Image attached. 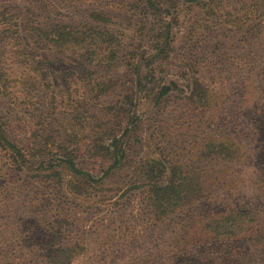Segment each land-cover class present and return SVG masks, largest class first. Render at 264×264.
<instances>
[{
	"label": "rangeland",
	"instance_id": "1",
	"mask_svg": "<svg viewBox=\"0 0 264 264\" xmlns=\"http://www.w3.org/2000/svg\"><path fill=\"white\" fill-rule=\"evenodd\" d=\"M143 2L0 0V131L47 153L30 164L0 148V264H48L49 238L27 230L43 216L54 249L81 247L70 264H251L264 245V0ZM9 18L112 41L55 50ZM63 140L72 157L111 154L76 158L74 174L57 166ZM147 169L207 184L157 217ZM188 227L199 247L179 241Z\"/></svg>",
	"mask_w": 264,
	"mask_h": 264
},
{
	"label": "trees",
	"instance_id": "2",
	"mask_svg": "<svg viewBox=\"0 0 264 264\" xmlns=\"http://www.w3.org/2000/svg\"><path fill=\"white\" fill-rule=\"evenodd\" d=\"M158 4H161V0H155ZM173 3L174 0H171ZM144 7L146 6H152V0H144ZM127 6V5H126ZM128 7V6H127ZM132 8V7H131ZM5 13H1L0 16H2ZM92 18L94 21L102 23V17L101 14H96L92 15ZM6 26L9 27V32L13 30H17L20 28H23L24 30L30 29L31 31L36 32V35L33 36L32 38L34 39V42H39L43 44H50L51 48L55 50H62L63 48H70V47H75L79 45H83V43H99V44H109L112 41L109 38L108 34H103L101 32H87V30H84L83 32H80L78 30H74L75 28H71L69 26L64 27V26H55L52 29H44L40 26L35 25L34 22L31 21H26L25 25L21 24L16 21H11V18L7 20V23L5 24ZM23 25V26H22ZM44 54V53H42ZM69 135L67 134L65 136L68 137ZM70 137V136H69ZM8 135L5 131H0V148L4 151H11L12 153V159L17 160L19 159L21 162H29L34 163L36 162L37 159L43 158V161H45V158L47 157V153L44 149L42 148H33V149H22L20 147L17 149L16 146L11 145V142L8 139ZM64 142V140H63ZM73 144V143H71ZM71 144H66L64 143H59L58 146L55 147V150L57 151L56 155L58 157V160H61L60 163L57 164L58 168H63L67 169L74 174L76 173L75 170V165L74 161L76 158L81 157L85 158V160L93 159L96 158V155L99 154H105L109 156L110 151L108 147H105V145L101 146H95V149L90 148V149H84L81 150L83 153H79V156H71L72 154L79 152V149L76 148L75 145ZM115 144V141H114ZM52 149L54 147L52 146ZM99 150V151H96ZM23 150L24 155L28 158L25 161L23 160V157L21 155V151ZM93 152V153H92ZM233 154V151H231ZM93 154V155H92ZM115 163L118 161V156L117 155H111ZM157 170L151 171L150 169L146 170V177L148 181H150L151 186L148 188L147 193H149V199L151 201V204L153 205V213L155 216H166L168 214L173 213L178 207L180 208L182 205L185 203H191L195 199H199L201 196V193H203V190L205 189V186L207 182L203 180V177H199L197 173H192L188 177H181L176 176L175 178L168 176V174L160 173V176H158L156 173ZM163 172V171H162ZM51 175H48V179H54L57 178L59 179L60 173L56 170H53ZM158 176V177H157ZM67 187L69 188V184H67ZM72 189V188H71ZM165 205L162 206V205ZM38 215L36 216V218ZM34 221L31 222V225L27 223L28 225V231L31 232V228H37L42 237H47L49 238L47 245L42 246L43 249L46 251L47 259L46 263L48 264H70L72 261V257L74 256L75 253L78 251H82L81 247L75 246L71 249H65L63 247H59V249H54L52 246V242L57 237L60 232L52 226L51 221L49 219H44V216L40 220L33 219ZM232 222H234L232 220ZM231 222V223H232ZM39 224V226H38ZM36 226V227H35ZM35 234H31L30 237L25 241L28 247H32L37 244H42V238H40L38 241L35 239ZM209 238V241L211 242H219L221 236H214V240H212L211 236H205L203 235V238ZM179 238L182 240L184 244L188 245V247L192 246H198L202 243V239L196 234V231L193 232L192 228L187 229L186 231H181L179 233ZM202 240V241H201ZM204 242H206L204 240ZM212 244V243H208ZM199 247V246H198ZM195 248V247H192ZM260 250V251H259ZM0 254H2L0 252ZM260 255V256H259ZM250 258L251 257V264H254V261L256 260L257 256L262 257L263 263L264 264V245H262L259 248L255 247L253 249L248 250L245 253V257Z\"/></svg>",
	"mask_w": 264,
	"mask_h": 264
}]
</instances>
